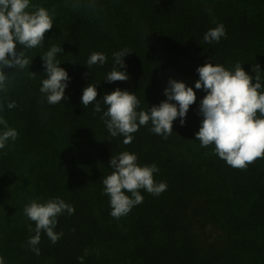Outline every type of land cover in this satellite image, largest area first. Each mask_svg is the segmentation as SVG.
Returning <instances> with one entry per match:
<instances>
[{
  "label": "trees",
  "instance_id": "1",
  "mask_svg": "<svg viewBox=\"0 0 264 264\" xmlns=\"http://www.w3.org/2000/svg\"><path fill=\"white\" fill-rule=\"evenodd\" d=\"M39 7L52 14L53 27L42 46L24 49L28 67L4 69L7 90H0V117L18 131L0 149L3 264H264V157L235 168L195 135L207 95L195 89L198 67L211 62L234 71L240 63L253 83L256 68L264 93V0H30L26 11ZM219 24L226 36L205 42ZM52 46L62 48L56 60L70 77L66 99L54 105L40 91L47 78L42 56ZM124 49L131 53L121 71L129 79L110 83L107 74L119 70L113 54ZM94 52L107 61L89 69ZM170 79L196 91L184 125L177 117L165 138L149 121L129 144L110 134L104 95L127 90L139 100L137 112L149 111L167 100ZM88 85L98 96L85 108ZM5 130L0 124V134ZM125 151L141 167L155 164L154 180L167 189L159 196L140 189L143 202L117 219L103 179L113 171L111 157ZM56 198L75 212L57 216L54 231L63 235L56 243L41 232L37 255L28 244L36 223L24 208Z\"/></svg>",
  "mask_w": 264,
  "mask_h": 264
},
{
  "label": "clouds",
  "instance_id": "2",
  "mask_svg": "<svg viewBox=\"0 0 264 264\" xmlns=\"http://www.w3.org/2000/svg\"><path fill=\"white\" fill-rule=\"evenodd\" d=\"M30 0H0V90L6 91L9 77L5 68H17L18 71L28 67L30 62L25 57L24 49L42 46L47 31L53 27V17L50 12L39 7L33 12H28ZM34 7V6H33ZM226 36L223 24L209 29L205 35V42H219ZM17 43L23 46V51L17 52ZM63 52L61 47L52 46L42 56L47 78L42 81L41 93L46 95L47 103L54 105L66 99L65 90L68 87L69 74L60 67L56 60L57 53ZM127 49L114 53L115 67L107 74L108 82L125 81L129 79L124 58L129 54ZM107 57L103 53L94 52L87 61V67L106 63ZM32 63V62H31ZM250 76L240 63L235 65L234 71L225 69L222 65H213L207 62L197 68L199 80L195 89L203 90L207 95L201 100L199 114L203 117L200 130L195 134L202 147L215 145V153L224 159L228 165L244 169L257 158L264 157V93L259 72ZM32 73V72H31ZM36 73H32L34 76ZM87 75V74H85ZM167 100L158 106H152L149 111L137 112L139 100L134 93L117 88L102 98L108 105L102 119L105 120L110 134L115 137L123 135V143L132 142V134L140 126L152 123L151 131L167 138L173 131V121L180 117L181 125L186 123L189 108L197 100L193 87L176 79H170L164 92ZM96 85H88L83 90L82 104L86 108L97 99ZM175 101L176 103H171ZM14 102L8 104L12 109ZM94 111L100 112L99 104ZM257 112L261 118H257ZM0 124L5 126V131L0 134V149H3L9 139L16 140L18 131L7 126V121L0 117ZM112 173L103 179L105 194L110 197L111 213L114 218L127 215L134 206L143 202L140 189L159 196L167 189L166 182L157 183L154 173L159 169L155 164L143 167L137 164V156L127 151L110 160ZM131 193V197L125 194ZM67 211L74 214L75 208L63 199H53L46 203L32 201L24 208L25 215L36 223L35 235L28 244L35 254H40L37 245L41 241V232L56 243L63 233L54 231L58 221L57 216ZM31 230V228H30ZM83 261V257L79 258ZM0 264L3 259L0 258Z\"/></svg>",
  "mask_w": 264,
  "mask_h": 264
}]
</instances>
